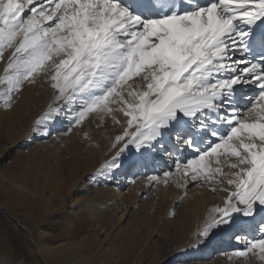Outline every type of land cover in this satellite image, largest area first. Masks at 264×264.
Here are the masks:
<instances>
[{
  "label": "snow or ice",
  "instance_id": "snow-or-ice-1",
  "mask_svg": "<svg viewBox=\"0 0 264 264\" xmlns=\"http://www.w3.org/2000/svg\"><path fill=\"white\" fill-rule=\"evenodd\" d=\"M187 3L0 0V84L8 85L0 102L10 109L25 82L51 70L52 102L36 121L45 135L62 115L76 127L89 113L122 112L126 126L111 145L121 147L102 175L121 167L129 145L139 153L134 167L166 144L181 157L192 150L174 171L145 175L149 188L179 173L186 191L191 182L224 192L198 242L232 230L244 245L235 257L264 262V0Z\"/></svg>",
  "mask_w": 264,
  "mask_h": 264
},
{
  "label": "rangeland",
  "instance_id": "rangeland-1",
  "mask_svg": "<svg viewBox=\"0 0 264 264\" xmlns=\"http://www.w3.org/2000/svg\"><path fill=\"white\" fill-rule=\"evenodd\" d=\"M10 51L4 52L5 59ZM4 67V62H0V73ZM50 75V70L47 73L41 72L35 75L36 83L25 82L22 92L14 94L15 100L10 109H5L0 102V205L14 215L12 218V214L0 209V264H45L29 244L28 236L32 242L35 238L62 253L54 261L49 259L52 264L194 263L192 260H183L187 252L179 250L181 242L177 237V233L187 225L184 224L188 215L184 203L187 197L182 198L174 209L166 210L157 207L152 201L155 197H151L148 192H133L136 207L143 209L151 206L153 211L140 216L133 214L132 227L121 225L119 217L122 213L119 215L118 212L106 216L101 213L103 211H95V217L102 228H91L88 217L73 215L70 211L72 202L87 194L86 191L77 193L75 190L80 186L85 187L83 178L91 173L88 162L91 149H96L98 142L105 143L108 139L105 145H109L105 147L109 148L108 154L112 153L115 149L110 146L126 126L127 117L120 111H115L112 115L89 113L80 126H72L68 130L70 138L65 141L61 152L54 155L43 150L40 155L36 146L38 141H27L31 123L28 127L24 125L29 112H40L38 92H33L35 102H23L24 105L21 103L24 99L32 98L33 88L51 87L48 78ZM133 82L136 83H129ZM7 87L6 84H0V93L5 92ZM139 89L145 90L143 86ZM110 106L116 107L115 104ZM42 115L38 113L37 120ZM62 118L63 115L59 119ZM116 119L121 123H115ZM107 123L109 126H106ZM85 134L88 138H85ZM119 146L121 145H117V148ZM80 205L91 208L90 200ZM174 237L176 240H173ZM232 264L264 262L249 255L244 258L235 257Z\"/></svg>",
  "mask_w": 264,
  "mask_h": 264
},
{
  "label": "bare ground",
  "instance_id": "bare-ground-1",
  "mask_svg": "<svg viewBox=\"0 0 264 264\" xmlns=\"http://www.w3.org/2000/svg\"><path fill=\"white\" fill-rule=\"evenodd\" d=\"M183 2L187 7V0H183ZM0 75L3 77V69L1 70ZM31 92L32 95L33 92H38V99H40L39 104L41 105V107L40 112L33 110L26 116L24 125L28 127V125L31 123V127L29 126L30 130L28 132L30 137L27 139V141L29 139H32V141L35 142L38 141V143H36V146L40 155L43 154V150L49 151V153L52 152L55 155L59 151L61 152L62 149H64L63 147L66 144L65 141L68 140L67 138H70L68 130L72 127V117L63 116L61 120L58 119L47 129L49 135H45L44 131L41 130L42 126H37L36 121L38 119V113L42 115L47 110L48 105L52 102L54 90L51 87L37 86L33 88ZM35 98L36 97L33 95L30 99H24L21 104H23V102L24 104L28 102H35ZM95 121L99 122L98 120ZM105 122L106 121L104 119V123ZM107 124L106 126H109V124ZM99 125L100 124H98V126ZM106 126L104 125V127ZM105 129L106 128H104V131ZM84 143H86V141ZM91 143L93 142L91 141ZM105 143H102V141L98 142L97 146L95 145L96 149L93 148L95 150L91 149L93 144L90 148L91 155L88 156V162L91 165V173L87 174L83 178L85 181V187L80 186L75 190V192L77 193L80 191H86L87 194L81 199L73 201L70 206V211L75 217H88L90 220L89 226L91 228H102L101 223L95 217V211H103L101 213L106 216H108L112 212H118L119 215L122 213V215L119 217L121 225L124 227H132L131 218L133 217V214L135 216H140L142 213L143 215H146L153 211L151 206L143 209L136 207V205H134L133 192H148L151 197H155L152 198V201H154V203L158 205L157 207H163L166 210L174 209V206L178 205L182 198L185 199L187 197L184 202L188 210V215L185 219L186 222L184 223L183 221H180V223H184L187 225H185L182 230L177 233L178 240H180L181 242L179 250H184L185 252H187V254L185 255L186 258H184L183 260L185 262H189L192 260L194 261V263L192 264L233 263L235 252L242 249L244 245L243 243H239L235 238H233L232 230L218 231L215 235L211 236L209 240L203 242H198L197 236L199 229L203 227V222L211 209L216 206L222 205V201L224 200L226 195L224 192L217 191L215 193H211L206 189L209 186H205L204 188L192 187L191 182H189L188 184L189 190L186 191L185 188L177 186V181L180 179L179 173H177L169 181L167 186H165L163 183H159L154 187L149 188V182L144 178L145 175H162L164 171L169 170L170 168H172L174 171L173 161L178 158L185 160L192 158V150L185 151L184 148H181L180 152L183 153V156L181 157L180 153L177 152L176 148L172 144H166V151L163 148H158L157 150L147 154L149 163L146 167H134L133 161L139 158V153L134 148V146L129 145L128 149H126L122 154L121 167L118 169L110 170L106 175H102L101 170L104 163L110 160L116 153L118 148L121 147L119 146L114 151H112V153L108 154L107 151L109 148L107 149L105 146L109 144L105 145ZM90 149L88 150L90 151ZM175 190H178V193H176ZM86 200H90V209H87L84 206L80 205V203ZM0 209L4 210L6 213L12 214L8 209L2 207L1 205ZM12 216L14 215L12 214ZM15 220L17 222L19 221L17 218ZM250 235H255L258 237L260 233L257 231L255 233H250ZM200 239L202 240V238ZM32 240L34 241L32 242L28 236L29 244H31L34 248L35 252L39 256L38 258L41 257L40 260H42L45 264H52L50 260L54 261L56 260V258L61 257L62 253L56 252V248L38 242L35 238ZM173 240H176V238L174 237ZM249 255L251 257L253 256L252 254ZM255 257L259 258V254H256Z\"/></svg>",
  "mask_w": 264,
  "mask_h": 264
},
{
  "label": "water",
  "instance_id": "water-1",
  "mask_svg": "<svg viewBox=\"0 0 264 264\" xmlns=\"http://www.w3.org/2000/svg\"><path fill=\"white\" fill-rule=\"evenodd\" d=\"M12 216V215H11ZM14 216H12V218H13ZM14 219H16V218H14Z\"/></svg>",
  "mask_w": 264,
  "mask_h": 264
}]
</instances>
